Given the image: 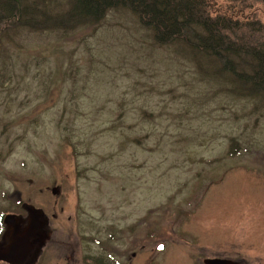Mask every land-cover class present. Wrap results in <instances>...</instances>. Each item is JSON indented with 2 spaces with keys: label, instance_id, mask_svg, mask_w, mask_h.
<instances>
[{
  "label": "rangeland",
  "instance_id": "obj_1",
  "mask_svg": "<svg viewBox=\"0 0 264 264\" xmlns=\"http://www.w3.org/2000/svg\"><path fill=\"white\" fill-rule=\"evenodd\" d=\"M8 35L0 213L41 215L25 264L101 261L114 236L111 264H264V99L235 96L208 59L159 46L125 10Z\"/></svg>",
  "mask_w": 264,
  "mask_h": 264
},
{
  "label": "trees",
  "instance_id": "obj_2",
  "mask_svg": "<svg viewBox=\"0 0 264 264\" xmlns=\"http://www.w3.org/2000/svg\"><path fill=\"white\" fill-rule=\"evenodd\" d=\"M55 1L0 0V60L10 30L66 33L121 9L159 46L180 44L194 60L208 59L235 96L264 99V0H67L63 10Z\"/></svg>",
  "mask_w": 264,
  "mask_h": 264
},
{
  "label": "flooded vegetation",
  "instance_id": "obj_3",
  "mask_svg": "<svg viewBox=\"0 0 264 264\" xmlns=\"http://www.w3.org/2000/svg\"><path fill=\"white\" fill-rule=\"evenodd\" d=\"M25 206V208L22 207ZM26 206L27 204L26 203H15V208L14 210H9V211H4L2 213H0V243H1V239L3 238V236H5V233H6V225H5V218L7 216H13L14 219H9V221L11 220L12 224H14L16 227H17V230L19 232H22L25 228H26V220H25V217L23 216L22 212H24L23 210L26 211ZM41 227L42 226H39L38 229H36L33 237L31 239H29L27 242L30 244V253L31 254L35 248H37V245L40 243V240H41V234L39 233L40 230H41ZM8 237V236H7ZM10 240H8V243H9ZM102 244H103V249L105 250L103 253V255L107 258L105 259V257H100L101 258V261H99L98 259H90V263L91 264L92 262H95L96 264H111L112 263V259H120V254H117V252H115V249H118V243L120 242V238L119 236H114V238H110V239H105L104 241H101ZM8 243H6L5 245L1 244L0 245V248H5ZM28 254V255H29ZM28 255H26V258L24 259L23 262L19 263V264H25L27 261H28ZM108 255V257H107ZM203 260L199 263H194V264H241L240 262H235V261H231L230 259L228 258H216L215 256L212 257L209 256V257H206V256H203L202 258ZM111 261V262H109ZM84 264H87L86 262H88L87 260H83ZM0 264H4V263H1Z\"/></svg>",
  "mask_w": 264,
  "mask_h": 264
},
{
  "label": "water",
  "instance_id": "obj_4",
  "mask_svg": "<svg viewBox=\"0 0 264 264\" xmlns=\"http://www.w3.org/2000/svg\"><path fill=\"white\" fill-rule=\"evenodd\" d=\"M28 226L22 232L17 230V227L12 224L13 217L6 220L9 228L10 242L6 248H0V261L8 264H16L24 261L26 255L30 253V244L27 242L31 239L39 226L43 225L41 215L33 208L28 210ZM9 219H11L9 221Z\"/></svg>",
  "mask_w": 264,
  "mask_h": 264
}]
</instances>
